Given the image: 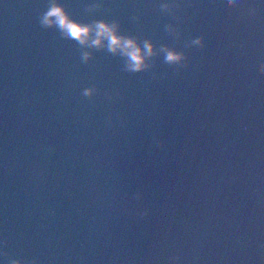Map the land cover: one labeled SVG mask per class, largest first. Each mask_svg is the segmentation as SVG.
Here are the masks:
<instances>
[{
  "label": "water",
  "instance_id": "95a60500",
  "mask_svg": "<svg viewBox=\"0 0 264 264\" xmlns=\"http://www.w3.org/2000/svg\"><path fill=\"white\" fill-rule=\"evenodd\" d=\"M59 2L186 66L128 72L0 0V264H264V0Z\"/></svg>",
  "mask_w": 264,
  "mask_h": 264
},
{
  "label": "clouds",
  "instance_id": "9594fccd",
  "mask_svg": "<svg viewBox=\"0 0 264 264\" xmlns=\"http://www.w3.org/2000/svg\"><path fill=\"white\" fill-rule=\"evenodd\" d=\"M231 4L232 0H216ZM99 4L89 5V10L99 7ZM176 5L166 3L161 7L168 9ZM40 24L42 27H55L65 39L74 40L80 47L94 49H106L113 55H119L125 58L124 68L128 72L136 73L151 69L154 61L150 63L151 58L163 53L164 62L169 65L186 66L187 54L168 44H162L156 49L151 39H145L141 43L137 36L124 34L120 31V22L118 20L96 19L89 23L81 22L71 15L64 4L59 0H49L47 10L41 14ZM188 46H203V37L196 36L188 41ZM93 56L90 51L82 52V60L89 61ZM264 74V62L260 64L258 70ZM96 86H90L83 90L85 97H92L97 92ZM139 198V194L138 197ZM146 214V213H144ZM5 255H7L5 253ZM14 264H20L15 261Z\"/></svg>",
  "mask_w": 264,
  "mask_h": 264
}]
</instances>
